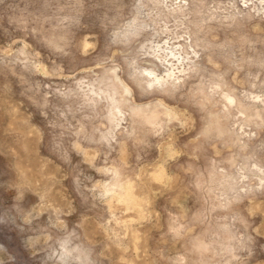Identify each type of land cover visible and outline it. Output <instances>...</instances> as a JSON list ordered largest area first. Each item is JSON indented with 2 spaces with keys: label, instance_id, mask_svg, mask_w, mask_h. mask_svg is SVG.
<instances>
[{
  "label": "clouds",
  "instance_id": "1",
  "mask_svg": "<svg viewBox=\"0 0 264 264\" xmlns=\"http://www.w3.org/2000/svg\"><path fill=\"white\" fill-rule=\"evenodd\" d=\"M0 209V264H264V0H0Z\"/></svg>",
  "mask_w": 264,
  "mask_h": 264
},
{
  "label": "rangeland",
  "instance_id": "2",
  "mask_svg": "<svg viewBox=\"0 0 264 264\" xmlns=\"http://www.w3.org/2000/svg\"><path fill=\"white\" fill-rule=\"evenodd\" d=\"M153 175L156 181L161 183L164 182L165 176L163 174V170H159L155 172ZM0 220H4L5 222L8 220L7 212H4L2 209H0ZM122 222L131 229V231L129 232V236L132 239L133 250L138 251V246L139 244L143 243V237L145 235L142 229L145 226L150 225L153 221L151 220V218L146 217L144 214L138 215V214L129 213L123 219ZM0 231L6 232V229H4L2 224H0ZM4 240L7 242L8 245H11L13 243L12 238L7 235H5ZM0 256H4V254L0 253Z\"/></svg>",
  "mask_w": 264,
  "mask_h": 264
}]
</instances>
